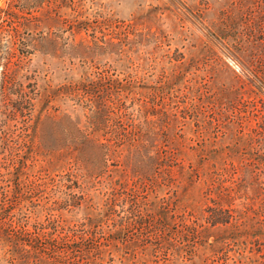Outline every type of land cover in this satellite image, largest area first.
Returning a JSON list of instances; mask_svg holds the SVG:
<instances>
[{"label":"trees","instance_id":"obj_1","mask_svg":"<svg viewBox=\"0 0 264 264\" xmlns=\"http://www.w3.org/2000/svg\"><path fill=\"white\" fill-rule=\"evenodd\" d=\"M2 1L0 264H264V0L196 7L228 84L154 87L88 57L53 85L28 37L45 0Z\"/></svg>","mask_w":264,"mask_h":264},{"label":"rangeland","instance_id":"obj_2","mask_svg":"<svg viewBox=\"0 0 264 264\" xmlns=\"http://www.w3.org/2000/svg\"><path fill=\"white\" fill-rule=\"evenodd\" d=\"M203 1L45 0L38 12L40 27L28 35L32 43L44 46L33 54L31 65L53 85L63 82L62 70L72 63L70 58L79 66V57H88L93 73L114 70L125 78L136 72L148 86L174 70L183 76L178 80L212 77L215 86L228 84L237 74L236 65L213 43L205 45L204 31L193 17ZM54 44L59 51L51 50ZM178 80L174 90L180 88Z\"/></svg>","mask_w":264,"mask_h":264}]
</instances>
